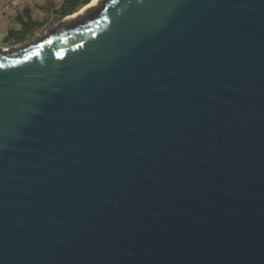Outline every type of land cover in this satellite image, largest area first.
Listing matches in <instances>:
<instances>
[{
  "label": "water",
  "instance_id": "obj_1",
  "mask_svg": "<svg viewBox=\"0 0 264 264\" xmlns=\"http://www.w3.org/2000/svg\"><path fill=\"white\" fill-rule=\"evenodd\" d=\"M70 15L0 47V264H264V0Z\"/></svg>",
  "mask_w": 264,
  "mask_h": 264
},
{
  "label": "rangeland",
  "instance_id": "obj_2",
  "mask_svg": "<svg viewBox=\"0 0 264 264\" xmlns=\"http://www.w3.org/2000/svg\"><path fill=\"white\" fill-rule=\"evenodd\" d=\"M60 1L61 0H0V46L7 48L14 45H21L44 33L48 28L63 18L59 19L51 8L52 5H57ZM12 3L13 5H11ZM23 6H28L31 10L32 17L41 20L43 25L37 28L26 40L22 42H13V38H9L8 31L10 28L18 29L20 26L17 22L16 14L21 11Z\"/></svg>",
  "mask_w": 264,
  "mask_h": 264
},
{
  "label": "trees",
  "instance_id": "obj_3",
  "mask_svg": "<svg viewBox=\"0 0 264 264\" xmlns=\"http://www.w3.org/2000/svg\"><path fill=\"white\" fill-rule=\"evenodd\" d=\"M89 1L90 0H62L53 11L60 19L79 10ZM16 19L20 26L18 29L10 28L8 31L9 38H13V42H22L26 40L37 28L43 25L41 20L32 17L31 10L28 6H24L22 11L16 14Z\"/></svg>",
  "mask_w": 264,
  "mask_h": 264
},
{
  "label": "bare ground",
  "instance_id": "obj_4",
  "mask_svg": "<svg viewBox=\"0 0 264 264\" xmlns=\"http://www.w3.org/2000/svg\"><path fill=\"white\" fill-rule=\"evenodd\" d=\"M100 0H90L86 5L82 6L81 9L76 12H74L75 14L73 15H70L69 17H73V16H76L77 14L83 12V10H85V8L89 7V6H96L98 3H99Z\"/></svg>",
  "mask_w": 264,
  "mask_h": 264
},
{
  "label": "crops",
  "instance_id": "obj_5",
  "mask_svg": "<svg viewBox=\"0 0 264 264\" xmlns=\"http://www.w3.org/2000/svg\"><path fill=\"white\" fill-rule=\"evenodd\" d=\"M61 1H62V0H61ZM61 1H60V2H61ZM60 2H59V3H60ZM59 3H58L57 5H54V6L52 5L51 8H52V9L56 8V7L59 5ZM23 7H24V6H23ZM22 9H23V8H22ZM22 9H21V11H22ZM52 9H51V10H52ZM21 11H20V12H21Z\"/></svg>",
  "mask_w": 264,
  "mask_h": 264
},
{
  "label": "built area",
  "instance_id": "obj_6",
  "mask_svg": "<svg viewBox=\"0 0 264 264\" xmlns=\"http://www.w3.org/2000/svg\"><path fill=\"white\" fill-rule=\"evenodd\" d=\"M11 5H13V3Z\"/></svg>",
  "mask_w": 264,
  "mask_h": 264
},
{
  "label": "flooded vegetation",
  "instance_id": "obj_7",
  "mask_svg": "<svg viewBox=\"0 0 264 264\" xmlns=\"http://www.w3.org/2000/svg\"><path fill=\"white\" fill-rule=\"evenodd\" d=\"M1 47V46H0Z\"/></svg>",
  "mask_w": 264,
  "mask_h": 264
}]
</instances>
